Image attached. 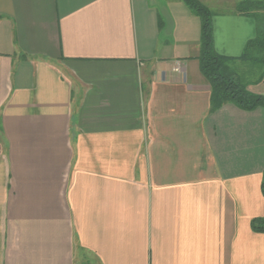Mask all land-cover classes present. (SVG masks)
<instances>
[{"label":"crops","instance_id":"crops-1","mask_svg":"<svg viewBox=\"0 0 264 264\" xmlns=\"http://www.w3.org/2000/svg\"><path fill=\"white\" fill-rule=\"evenodd\" d=\"M211 34L237 77L254 19ZM199 40L182 0H0V264H264V107L211 109Z\"/></svg>","mask_w":264,"mask_h":264},{"label":"trees","instance_id":"trees-1","mask_svg":"<svg viewBox=\"0 0 264 264\" xmlns=\"http://www.w3.org/2000/svg\"><path fill=\"white\" fill-rule=\"evenodd\" d=\"M182 1L200 19L199 54L197 58L201 73L211 87V109L215 110L225 103H232L245 111L264 107V95L249 92L245 84H242L228 69V64L234 59L220 56L213 51L212 12L199 0ZM236 13L253 18L256 30L255 37L246 43L238 60L264 66V0H243L237 4ZM260 190L264 197V168ZM250 227L253 232L264 235V217L253 219Z\"/></svg>","mask_w":264,"mask_h":264},{"label":"rangeland","instance_id":"rangeland-1","mask_svg":"<svg viewBox=\"0 0 264 264\" xmlns=\"http://www.w3.org/2000/svg\"><path fill=\"white\" fill-rule=\"evenodd\" d=\"M205 2V0H203ZM243 0H207L206 6L213 13L219 12H236V7ZM238 72L237 78L244 84L248 80H252L259 74V70L263 69L262 64H252L251 62H242L236 66ZM258 68V69H257Z\"/></svg>","mask_w":264,"mask_h":264}]
</instances>
